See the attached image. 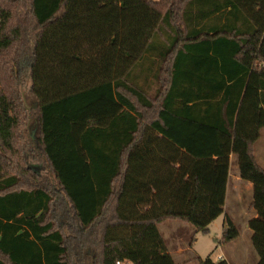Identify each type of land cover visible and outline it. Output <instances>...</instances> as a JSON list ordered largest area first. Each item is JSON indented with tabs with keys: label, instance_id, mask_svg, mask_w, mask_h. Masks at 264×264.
Masks as SVG:
<instances>
[{
	"label": "trees",
	"instance_id": "16d2710c",
	"mask_svg": "<svg viewBox=\"0 0 264 264\" xmlns=\"http://www.w3.org/2000/svg\"><path fill=\"white\" fill-rule=\"evenodd\" d=\"M198 47L231 48L242 79L186 85L180 61ZM26 59L32 111L17 88ZM249 72L264 103V0H0V264H176L159 226L210 232L231 153L264 264V167L234 128ZM32 113L49 174L28 162ZM239 237L227 217L216 242Z\"/></svg>",
	"mask_w": 264,
	"mask_h": 264
},
{
	"label": "crops",
	"instance_id": "0c3cea01",
	"mask_svg": "<svg viewBox=\"0 0 264 264\" xmlns=\"http://www.w3.org/2000/svg\"><path fill=\"white\" fill-rule=\"evenodd\" d=\"M186 53L194 54V57L183 56L180 61L181 65H179V69L183 72L185 71V75L181 77V80L185 81L186 85H189V81L193 79L196 82L204 81L203 85H210L212 87L220 86L222 84L230 86L234 84L235 81L241 80L243 77V72L236 74V72L238 71L237 69H239V66L234 62V58H226V56H231V53H233V50L231 48L207 49L198 47L194 48L189 52L186 50ZM208 81L209 84L207 83ZM219 98H221V96ZM180 101H182V99L177 100L178 104H180ZM217 101V99L212 100V102L214 103H217ZM200 113L201 112H198L199 115ZM213 113L214 114H212V112L210 113L211 118H219V108H215ZM234 128L237 133L255 140L256 156L258 144L260 155L262 157V161L264 162V103L262 102L261 89L258 85L257 76L254 72H249V74L247 75L244 93L240 99L239 106L235 115ZM176 132L184 133L185 130L180 127L176 129ZM261 165L264 167L263 163ZM244 182L246 184H244ZM243 186L246 190H252L253 198V185L251 182L243 180L240 177L237 155L231 153L229 177L226 189V202L224 207V213L222 214L223 218L222 220H220L221 235L226 225V218L230 216V214L226 210L228 207L230 194H233L234 203L241 202L240 194H243ZM251 202L252 199L250 201V204L248 205L249 209L251 210V217L247 219V224H249V221L257 215L256 211L250 207ZM229 218L232 220L231 217ZM169 221L180 222L189 225L179 220ZM167 222L168 221L164 222L165 232L163 230L162 236H164L163 238L166 242L168 250L173 255L174 259L176 258V256H178V263L175 259L176 264H198V262L194 263V259L197 258L196 256H192V258H187L189 246L191 243L188 244L185 240V237L183 238V235L188 234L189 230L185 226H182L180 224ZM160 225H163V223ZM211 226L212 224L210 225V231ZM165 233L168 235V238L166 237ZM208 234H210V232ZM221 235L220 237H215V240L220 239ZM195 237L196 232L194 230L191 240L193 241ZM250 237H252V231ZM238 241L239 238L224 245H219L217 243L216 245L220 246L221 249L227 250V252L223 251L221 254H219L218 258L220 259L221 257V259L226 260L229 264H249L250 260V264H256L259 260V256L256 250L254 252L251 248L241 249L239 246L230 249V247H233V245H237ZM127 264L132 263L127 262Z\"/></svg>",
	"mask_w": 264,
	"mask_h": 264
},
{
	"label": "rangeland",
	"instance_id": "374dc122",
	"mask_svg": "<svg viewBox=\"0 0 264 264\" xmlns=\"http://www.w3.org/2000/svg\"><path fill=\"white\" fill-rule=\"evenodd\" d=\"M30 65L31 60L26 59L22 61L18 68V82H17V88L20 91L23 99V104L26 110L32 111L37 106L35 99L33 98V95L31 93V80H30ZM37 133V117L34 113L31 114L29 122H28V128L26 133V144H27V158L30 165L35 168L40 174L44 171L43 168L45 167L44 161L41 158V156L35 152V150L30 151L33 148V142L36 138ZM33 135V139L32 136ZM257 158L259 162L264 164L262 161V157L260 155L259 145L257 144ZM44 173L49 174V171L45 170ZM244 184H246L244 182ZM243 194L241 195V202H235L233 199V194H230V199L227 207V211L230 214L229 217L232 218L233 222L237 225L239 231H240V237L237 245H233V247H230V249L235 248L236 246L240 247L241 249H247L251 248L254 252L255 249L253 247L252 241H251V230L249 227V224H247V219L251 217V210L249 209L248 205L250 204V201L252 199V190H246L243 186L242 188ZM240 212V213H239ZM223 218V215L219 216L211 226L210 234H202V233H196L195 239L192 241V234L194 232V227L190 225H186L180 222H173L180 224L182 226H185L189 232L186 235H183V238L185 237V240L187 241L189 246V252L187 254V258H192V256H196L197 258L194 259V263L198 262V256L206 259L210 257L213 261L218 262L223 259H219L218 255L221 254L223 251L227 252L226 249H221L220 246L216 245L217 242L215 240V237H220V223ZM167 222V223H168ZM165 224L159 226L160 232L162 234L163 230L165 232ZM166 234V233H165ZM163 235V234H162ZM164 237V236H163ZM166 237L168 238V235L166 234ZM226 248V247H225ZM176 261L178 263V256H176ZM226 261V260H225ZM251 263V260L249 264ZM123 264H127V262H124Z\"/></svg>",
	"mask_w": 264,
	"mask_h": 264
},
{
	"label": "built area",
	"instance_id": "2783aa9c",
	"mask_svg": "<svg viewBox=\"0 0 264 264\" xmlns=\"http://www.w3.org/2000/svg\"><path fill=\"white\" fill-rule=\"evenodd\" d=\"M220 259H221V257H220ZM117 264H121L120 262H117Z\"/></svg>",
	"mask_w": 264,
	"mask_h": 264
},
{
	"label": "water",
	"instance_id": "95a60500",
	"mask_svg": "<svg viewBox=\"0 0 264 264\" xmlns=\"http://www.w3.org/2000/svg\"><path fill=\"white\" fill-rule=\"evenodd\" d=\"M37 105V104H36ZM37 171V170H36ZM38 172V171H37Z\"/></svg>",
	"mask_w": 264,
	"mask_h": 264
}]
</instances>
